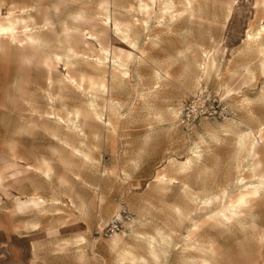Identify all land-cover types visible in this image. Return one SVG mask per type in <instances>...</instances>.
<instances>
[{
	"label": "rangeland",
	"instance_id": "374dc122",
	"mask_svg": "<svg viewBox=\"0 0 264 264\" xmlns=\"http://www.w3.org/2000/svg\"><path fill=\"white\" fill-rule=\"evenodd\" d=\"M147 1L0 0V18L23 9L39 41L0 47V264H264V188L231 223L210 217L264 180V132L252 151L230 121L201 120L220 131L217 158L193 175L194 141L178 127L181 101L204 90L264 120V0ZM67 41L81 86L64 87L53 61ZM210 54L217 68L204 75ZM89 79L108 87L93 100L102 122ZM122 207L132 222L102 236Z\"/></svg>",
	"mask_w": 264,
	"mask_h": 264
},
{
	"label": "bare ground",
	"instance_id": "6f19581e",
	"mask_svg": "<svg viewBox=\"0 0 264 264\" xmlns=\"http://www.w3.org/2000/svg\"><path fill=\"white\" fill-rule=\"evenodd\" d=\"M147 1V0H146ZM149 1V0H148ZM147 1V2H148ZM151 2L154 3L155 0H150ZM171 1V0H170ZM186 1V7H190V0H185ZM184 2V1H183ZM168 3V2H167ZM192 3V1H191ZM171 4H166L164 5L165 7L169 8ZM185 5V4H184ZM147 6V4H146ZM164 7V8H165ZM185 7V8H186ZM147 8V7H146ZM192 8V7H191ZM153 10V9H152ZM168 11V10H167ZM171 10H169L170 12ZM28 12V11H27ZM173 12V11H172ZM176 13V11H175ZM26 14V11H24L23 9L19 12L18 16H15L11 13H8L5 17H1L0 18V43H2L3 45L0 47H4L7 46L8 41L11 40L12 42L16 43H20L21 46L26 45L28 47L34 48V49H38L37 47H39V41L38 39L34 36V32H32V30L29 28V26L26 24L25 18L23 17V15ZM179 14V13H178ZM29 16V14H27ZM84 16V15H83ZM74 18L76 20H84L81 13L78 14L77 16H74ZM191 18V17H190ZM96 20V19H95ZM98 20V19H97ZM87 21V20H86ZM94 23V22H93ZM101 24L105 26L111 25L112 29L114 31V33H123L122 31H127L128 28L126 30H122L120 27V25L115 22L114 20H112L110 17H106L101 19ZM100 24V25H101ZM107 28V27H106ZM44 29V28H43ZM42 29V31H43ZM124 29V28H123ZM264 29V28H263ZM263 31V30H262ZM20 32V33H18ZM71 32V31H70ZM264 32V31H263ZM21 34V35H20ZM73 34L76 35L75 41L74 43H76V45L79 42H83L85 43V39H82L83 37L79 34L78 31L74 30ZM118 35V34H117ZM68 37V36H67ZM66 37V38H67ZM248 37V36H247ZM252 37V36H251ZM88 39V38H87ZM86 39V40H87ZM124 39V38H123ZM125 39H127V36L125 35ZM248 40V39H247ZM46 42V41H45ZM70 41L66 42V46L63 48L64 51V55L60 56V55H55L53 57V61H55L56 63H61L64 66V70L66 71L65 75H62L61 78V82L64 85V87H73L76 84L78 86H81V83L85 80L84 76H80L78 78V80L75 79L74 76L70 75V71H72L74 68V64L78 63V56L77 53H75L71 47H70ZM131 47L134 49L135 45L134 43H130ZM9 48V47H8ZM79 51V50H78ZM105 53V52H104ZM89 56V55H88ZM105 59V58H104ZM100 60V59H99ZM116 59H112V65L114 66V68L112 69L113 71L117 72V68H120L121 66L119 64H117V62L115 61ZM98 62V61H97ZM126 63V62H125ZM95 65V64H94ZM96 66V65H95ZM99 68H101V65L98 64ZM203 70V74L206 75L208 73V71H215L217 68V62L216 60L210 55H208L206 57V60L204 62V64L202 66H200ZM105 69V68H104ZM122 72V70H121ZM264 72V71H263ZM123 76H126V72L122 73ZM105 79V78H104ZM89 83H90V91H91V100L90 101V105L88 110H91L93 115H94V120L96 121H101V118L98 114V112H96L95 109V104H93V100L95 101L96 96L100 93L106 95V93H108V87L106 85V83L103 80H98V81H94L92 79H89ZM62 88H60L61 90ZM74 90V89H73ZM79 91V90H77ZM89 91V90H88ZM62 93V92H61ZM65 95V94H64ZM89 102V101H88ZM87 102V105H88ZM61 103V102H60ZM105 105V103H104ZM108 105V104H107ZM63 106V105H62ZM65 107V106H63ZM98 108V107H97ZM87 109V107H86ZM87 110V112H88ZM98 111V110H97ZM100 113V112H99ZM79 114L76 113L75 117H78ZM102 116V115H101ZM50 117V116H49ZM51 118V117H50ZM48 118V119H50ZM79 119V118H78ZM61 122V121H60ZM71 122V121H70ZM57 123L59 124V121L57 120ZM112 123V122H111ZM110 122H106L104 124V126H112ZM73 127V126H72ZM74 129V128H73ZM74 131V130H73ZM259 134H261L262 132H264V125H262L259 129H258ZM73 133V132H72ZM246 133V132H245ZM242 136V135H241ZM240 136V137H241ZM239 137V136H238ZM247 137V138H253V141L251 143V150L254 151V149L256 148V146L260 143L256 138V135L253 131H249L248 133L244 134L242 136ZM243 140V139H242ZM247 140V139H246ZM69 143V142H68ZM238 143V142H237ZM250 145V144H249ZM72 153L73 154H81L80 151L77 148H72ZM81 150V149H80ZM250 150V149H249ZM250 153V152H249ZM82 155V154H81ZM194 155H196L194 153ZM84 158L86 157L85 155H82ZM198 155H196L195 157H197ZM188 159V158H187ZM192 161V159H191ZM189 160H187V164H189ZM169 181V180H168ZM156 182L158 184H164L167 182V179H165L163 176H157L156 178ZM239 182V180H238ZM171 183V182H170ZM264 188V180L260 181L258 184L254 185V186H247L245 187L243 190H240L234 198L230 199L228 201L227 204V208L220 210L216 213H214L213 215H211L210 217L212 219H214L215 221H217L219 224L221 225H226L231 223L232 221L238 219L241 216V213L243 211L244 208L247 207L249 201L251 199H254L258 196L260 189ZM227 195V190L226 189H222V191L220 192V194H216L213 196H210L208 198H206L203 202L202 205L204 207H209L210 205H212L214 202H216L217 200L220 199H224V197H226ZM29 205H32L34 207H37L39 205V201L36 199H31L28 202ZM22 207V206H21ZM25 207V206H24ZM175 210L177 212H179L180 210L178 208H175ZM264 236V235H263ZM152 238V237H151Z\"/></svg>",
	"mask_w": 264,
	"mask_h": 264
},
{
	"label": "built area",
	"instance_id": "2783aa9c",
	"mask_svg": "<svg viewBox=\"0 0 264 264\" xmlns=\"http://www.w3.org/2000/svg\"><path fill=\"white\" fill-rule=\"evenodd\" d=\"M236 115V112L228 106L222 97L204 90L181 101L178 127L183 134L190 136L201 120L231 121L236 118ZM132 217L129 210L122 207L102 230L101 235L111 237L120 232L132 222Z\"/></svg>",
	"mask_w": 264,
	"mask_h": 264
},
{
	"label": "crops",
	"instance_id": "0c3cea01",
	"mask_svg": "<svg viewBox=\"0 0 264 264\" xmlns=\"http://www.w3.org/2000/svg\"><path fill=\"white\" fill-rule=\"evenodd\" d=\"M236 114V118L230 121L232 125H230L229 129H231L233 134L237 135V137L243 133H248L250 130L256 132L262 125H264V120L260 119V117L255 114V109L253 108H244L241 112H236ZM203 127L201 126V122H199V124L194 128L192 135L186 136L184 134L188 140L193 138L194 145L192 147V152L199 155V158L195 157L196 155L189 157L192 159L191 165L193 166V175L201 171L200 165L202 164V157H204L203 159H205V162H212L217 158V145H215V142L213 141L218 139V133L220 134V131L218 132L217 128H215L217 126H209L210 129L208 130H202ZM220 128L222 129V127ZM256 137L258 138V136ZM184 162L185 160L179 163L183 164ZM143 180L144 179L139 178L137 179V182H141Z\"/></svg>",
	"mask_w": 264,
	"mask_h": 264
}]
</instances>
